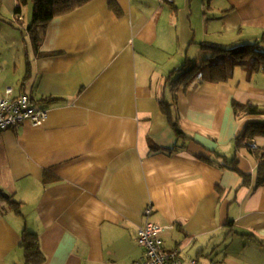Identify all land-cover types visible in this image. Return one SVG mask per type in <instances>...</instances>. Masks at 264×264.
Masks as SVG:
<instances>
[{
  "label": "crops",
  "instance_id": "crops-1",
  "mask_svg": "<svg viewBox=\"0 0 264 264\" xmlns=\"http://www.w3.org/2000/svg\"><path fill=\"white\" fill-rule=\"evenodd\" d=\"M18 5L0 0V97L29 94L48 118L0 133V189L21 203L0 208V264H25L26 230L45 264H135L147 222L180 264H264L263 158L237 150L251 118L233 108L264 107V73L173 86L214 49L263 45L264 0H94L54 18L38 52L33 4Z\"/></svg>",
  "mask_w": 264,
  "mask_h": 264
},
{
  "label": "trees",
  "instance_id": "trees-1",
  "mask_svg": "<svg viewBox=\"0 0 264 264\" xmlns=\"http://www.w3.org/2000/svg\"><path fill=\"white\" fill-rule=\"evenodd\" d=\"M92 1L94 0H31L33 4L32 22L29 28H27V30H23V32L27 31L30 34L34 48L38 52L42 42L41 32L44 31L54 18L71 13L74 10L91 3ZM28 2L29 0H19L17 13L21 16L23 15L22 9L28 4ZM110 7L118 16L121 15L122 11L120 7H118L117 3L110 2ZM42 56L43 54L40 53L39 57ZM236 69L248 71L251 74L259 72L264 73V44L262 45V43H258L255 45H246L225 51L214 49L213 56L202 62L200 65L189 63L186 64L184 68L177 71L178 76L177 79L173 81V86L175 88L180 86L188 88L195 82L201 84L205 82L227 84L234 78ZM20 95L29 96L30 100L37 105L29 94L22 93ZM233 108L238 119L251 118L245 123L235 142L237 150L246 148L257 157H259V155L262 156L263 159H261V163L258 167V185H262L264 184V149L255 147L254 140L258 136L264 137V107L254 105L251 102L243 104L234 101ZM164 110L167 111L168 108L164 107ZM169 120L171 122L172 118L169 117ZM171 123L178 139L183 141L189 139L177 122L172 121ZM211 163H215L214 160H211ZM238 165L239 160L235 157L232 160L224 158L222 166L238 171ZM248 182H250V175H244V183ZM5 204H8L20 212L19 208L21 203L17 202L13 195H10L9 200H5L0 195V208ZM20 246L24 252L25 264L46 263L47 258L42 252L40 240L37 234L28 230L24 231Z\"/></svg>",
  "mask_w": 264,
  "mask_h": 264
},
{
  "label": "built area",
  "instance_id": "built-area-1",
  "mask_svg": "<svg viewBox=\"0 0 264 264\" xmlns=\"http://www.w3.org/2000/svg\"><path fill=\"white\" fill-rule=\"evenodd\" d=\"M47 118V110L35 105L27 95L14 96L12 88H7L6 96L0 97V132L26 123L35 127L41 126ZM150 213L151 210L147 212ZM165 231V228L147 222L138 233L143 256L135 264H180L177 251L167 252L164 248L161 235Z\"/></svg>",
  "mask_w": 264,
  "mask_h": 264
},
{
  "label": "water",
  "instance_id": "water-1",
  "mask_svg": "<svg viewBox=\"0 0 264 264\" xmlns=\"http://www.w3.org/2000/svg\"><path fill=\"white\" fill-rule=\"evenodd\" d=\"M0 195L5 199V200H9L10 196L7 193H4L1 189H0Z\"/></svg>",
  "mask_w": 264,
  "mask_h": 264
},
{
  "label": "rangeland",
  "instance_id": "rangeland-1",
  "mask_svg": "<svg viewBox=\"0 0 264 264\" xmlns=\"http://www.w3.org/2000/svg\"><path fill=\"white\" fill-rule=\"evenodd\" d=\"M31 9H32V6H31ZM200 64H201V62H200L198 65H200ZM176 79H177V78H174L173 81L176 80Z\"/></svg>",
  "mask_w": 264,
  "mask_h": 264
}]
</instances>
